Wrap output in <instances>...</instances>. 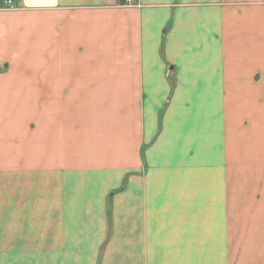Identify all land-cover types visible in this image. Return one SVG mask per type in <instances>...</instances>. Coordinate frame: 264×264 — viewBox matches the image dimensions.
<instances>
[{"label":"crops","instance_id":"0c3cea01","mask_svg":"<svg viewBox=\"0 0 264 264\" xmlns=\"http://www.w3.org/2000/svg\"><path fill=\"white\" fill-rule=\"evenodd\" d=\"M124 2L0 0V264H264V0Z\"/></svg>","mask_w":264,"mask_h":264},{"label":"rangeland","instance_id":"374dc122","mask_svg":"<svg viewBox=\"0 0 264 264\" xmlns=\"http://www.w3.org/2000/svg\"><path fill=\"white\" fill-rule=\"evenodd\" d=\"M126 5H132L131 4H126ZM171 98H167V99H141V102L144 106H155L156 108H160L161 109V113L163 112V110L170 104L171 102ZM154 102V103H152ZM152 107V106H151ZM161 121V118L159 117V122Z\"/></svg>","mask_w":264,"mask_h":264},{"label":"built area","instance_id":"2783aa9c","mask_svg":"<svg viewBox=\"0 0 264 264\" xmlns=\"http://www.w3.org/2000/svg\"><path fill=\"white\" fill-rule=\"evenodd\" d=\"M124 3H125V5H126V4H131V3H133V0H125ZM8 4H10V2H8Z\"/></svg>","mask_w":264,"mask_h":264},{"label":"water","instance_id":"95a60500","mask_svg":"<svg viewBox=\"0 0 264 264\" xmlns=\"http://www.w3.org/2000/svg\"><path fill=\"white\" fill-rule=\"evenodd\" d=\"M169 70H171V68Z\"/></svg>","mask_w":264,"mask_h":264}]
</instances>
